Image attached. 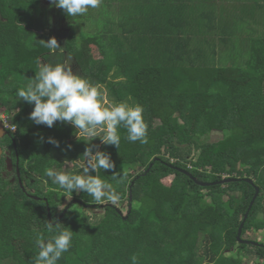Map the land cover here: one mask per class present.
<instances>
[{
    "label": "trees",
    "instance_id": "trees-1",
    "mask_svg": "<svg viewBox=\"0 0 264 264\" xmlns=\"http://www.w3.org/2000/svg\"><path fill=\"white\" fill-rule=\"evenodd\" d=\"M169 1L176 0L163 4ZM245 1L251 4H245L243 15L233 20L227 11L228 23L211 26L206 39L200 33L209 56L201 45L192 52L184 48L185 29L192 28L186 22L166 23L153 14L136 18L141 26L108 19L95 36L78 38L73 18L60 8L42 6L41 0H0V112L15 128L3 138L5 145L0 143L11 162L8 171L0 160V264H33L37 233L51 236L48 222L73 231L72 247L58 264H264V240H257L264 231V0ZM51 13L67 22L66 57L40 41L50 38ZM216 28L220 38L213 41ZM49 58H71L75 73L98 86L103 102L143 107L147 143L128 141L123 128L119 149L99 137L91 142L115 162L114 170L98 175L113 185L120 203L126 202L125 215L84 192H74L58 209L65 193L44 169L81 174L77 159L88 144L77 139L71 124L36 125L29 119L34 105L16 96L34 78L38 61ZM210 132L221 138L212 141ZM49 137L60 146L48 143ZM65 160L71 169H63ZM225 178L235 181L208 187L193 181ZM254 186L259 194L240 238L256 246L236 240ZM249 231L250 240L244 238ZM219 241L222 248L215 251Z\"/></svg>",
    "mask_w": 264,
    "mask_h": 264
},
{
    "label": "clouds",
    "instance_id": "clouds-1",
    "mask_svg": "<svg viewBox=\"0 0 264 264\" xmlns=\"http://www.w3.org/2000/svg\"><path fill=\"white\" fill-rule=\"evenodd\" d=\"M101 3L102 0H50V6L62 9L68 18H73V22L75 18L87 14L89 8L96 9ZM40 41L53 53L61 49L55 37ZM70 60L71 58L63 62L38 61L34 78L26 87L18 88L16 96L19 101L34 105L29 119L36 125L51 128L56 122L71 124L75 128L77 139L83 137L81 141L88 144L77 159L81 162V174H69L46 167L43 175L65 193L67 200L72 199L74 192H84L97 203L107 201L116 205L121 199L120 194L111 183L98 175L101 169L114 170L115 162L110 153L99 150V146L91 142L99 137L102 144L113 145L119 149V129L123 128L126 130L128 141L147 143V124L143 118V107L126 102H103L98 86L89 78L74 73ZM4 130L9 133L5 128ZM47 142L56 147L60 146L59 141L52 137H49ZM3 155L4 150L0 148V156ZM67 161H64L66 166ZM113 179H116L115 175ZM47 230L51 233L50 237L46 238L41 233L36 235L38 253L33 264H58L63 254L69 252L72 247L73 231L69 227L61 228L60 223L48 222ZM132 259L135 262V257Z\"/></svg>",
    "mask_w": 264,
    "mask_h": 264
},
{
    "label": "crops",
    "instance_id": "crops-1",
    "mask_svg": "<svg viewBox=\"0 0 264 264\" xmlns=\"http://www.w3.org/2000/svg\"><path fill=\"white\" fill-rule=\"evenodd\" d=\"M163 2L164 0L110 1L112 5L111 7H112L113 20L123 19L124 23L130 26L131 25L141 26L144 24V22L137 21L136 18L143 15L148 16L153 14V16L155 15L156 17L162 18L161 20L164 19L167 20L166 23H175L177 25V24H185L186 22L187 24H189V26H192V28L186 27L185 29L188 33L186 35L187 45L184 46V48L187 51L192 52V51H197L196 49L198 48L199 45H201L202 49L208 51L209 56H211L213 55L212 51L210 52L209 48L202 41H199L201 40L200 33L202 34V36L204 35L206 39L207 38L206 36L209 35V31L207 29H209L211 26H214V24L217 23L219 24V22L224 24L228 23L226 17L227 11H230V18L234 20L238 16L243 15V12L241 11L244 9L246 3L251 4V2H246L245 0H176L175 2L169 1L165 4H163ZM46 6H49V4ZM167 6H171L170 10H168ZM52 7H53L52 10L54 11L57 9V7L54 6ZM54 15L55 13H51L52 18ZM60 23H63L64 25L60 30L57 31L60 33V37H61V31L66 32L68 34V29H67V22L65 20H62V22ZM51 25L52 26L48 29L49 31H51L49 33L50 38L55 37L54 36L55 33L53 32L54 31L53 20H51ZM160 30L162 29H159V31ZM133 31L135 32L134 29ZM220 31L221 30L216 28L215 32H212V35L210 37L213 41H217L220 38L217 34ZM66 36L63 37L62 42L60 43L61 49L59 50V53L64 54V56L66 55V52L64 51V42L67 38ZM205 39H203V41ZM114 43H115V48L118 49L119 45H117L116 42ZM137 43L138 41H136V43L134 44L136 45ZM130 44H132V42L125 44V46L129 47ZM224 45H223L224 48H222V50L226 51L227 49L226 46ZM138 46L141 47L140 42ZM219 49L220 48L217 46L214 51L218 54ZM179 51L182 52V50ZM49 60L52 61V58H49Z\"/></svg>",
    "mask_w": 264,
    "mask_h": 264
},
{
    "label": "rangeland",
    "instance_id": "rangeland-1",
    "mask_svg": "<svg viewBox=\"0 0 264 264\" xmlns=\"http://www.w3.org/2000/svg\"><path fill=\"white\" fill-rule=\"evenodd\" d=\"M41 3H42V6H46V5L50 4V0L49 1L48 0H41ZM111 6L112 5L110 3V0H102V3H101V5L98 8H96V9L89 8L87 14H85L84 16L75 18V22H73L72 26H73V29H74L76 35L78 36V38H79L80 35L95 36L99 32V29L101 31L102 23L105 20L107 22H108V19L109 20L110 19L113 20L112 7ZM56 17H57V15L55 14L53 16V18H51V20H53V24H54V27H53V30H54L53 32L55 33L54 36H55L56 39H58V43L60 44L62 42L63 37L66 36L67 33L61 31V37H60V33L57 32V31L60 30L64 25H63V23H60V22H62V19H60L61 21H59ZM51 26L52 25H51V21H50V25H49L48 29ZM48 29H47V33H50L51 31H49ZM93 54H94V56L96 58L98 57L97 52L93 51ZM71 67H72L73 72L75 73V69L76 68L72 64H71ZM13 130H15V128ZM13 130H9V133H8L9 136H7L8 139L10 138V134H13ZM220 138H221V134L218 133V132H210L209 133V139H211L212 141H216V140H218ZM1 141L2 142H0V143L2 145H5V142L3 141V139H1ZM3 149H4V146H3ZM5 158L7 159V155H6ZM6 162H7V164L9 163L8 165H9V168L11 169L9 159H7ZM64 168L65 169L66 168L67 169H71L72 168V164L67 163V166L65 164V167H63V169ZM170 180L171 179L168 178L166 182L169 183ZM44 188H45V186H44ZM69 202H70V200L64 199L62 201V205L58 209L61 210ZM116 206L120 209V211H121V213L123 215L126 214L127 207H126V202L125 201L122 202V203L118 202V204H116ZM95 213L97 215H100V214H102V210L101 209H97L95 211ZM263 232L264 231H262V233H259V234L257 233V236H258L257 240L258 241H263L264 240ZM251 234H252V232L249 231L248 233H246L244 238L248 239V240L252 239L250 237ZM221 248H222V242L221 241H219L218 246L213 247V249L215 251H220ZM247 262H248L247 264H249V261H247ZM250 264H253V263H250Z\"/></svg>",
    "mask_w": 264,
    "mask_h": 264
},
{
    "label": "water",
    "instance_id": "water-1",
    "mask_svg": "<svg viewBox=\"0 0 264 264\" xmlns=\"http://www.w3.org/2000/svg\"><path fill=\"white\" fill-rule=\"evenodd\" d=\"M7 136H9V134L4 130V128H3V124H2V122L0 121V139H2V138H4V137H7ZM0 148H1V147H0ZM0 159H1V156H0ZM9 161H10V160H9ZM8 164H9V163H8ZM10 164H11V162H10ZM149 167H150V166H149ZM8 168H9V165H8ZM147 171H148V169H147ZM147 171H146V172H147ZM16 172H17V174H18V170H17V160H16ZM193 181H194L195 184H197L198 186H201V187H208V186H211V185H225V184H229V183L234 182L235 179L225 178V179H222V180H220V181H218V182H215V183H212V184L201 183V182H197V181H195V180H193ZM243 181H244L245 183L251 185V186L253 185V181L250 180V179H243ZM19 183H20V181H19ZM20 186H21V183H20ZM258 194H259V188L256 187V186H254V195H253V197H252V199H251V201H250V203H249V206H248L247 212L244 214V217H243V219H242V221H241V223H240V225H239V227H238V230H237L236 240H237V242L240 243V244L254 245V246L258 245L257 243L250 242V241H245V240H241V238H240L241 230H242V228H243V226H244V222H245V220H246V218H247L248 211L250 210L251 206L254 204L256 198L258 197ZM130 200H131V196L129 195V202H130ZM128 209L130 210V205H129ZM65 211H66V209L62 212V214L60 215L59 218L62 217V215L65 213ZM47 217H48V220H50V212H49V209H48V208H47ZM124 219H126V216H124Z\"/></svg>",
    "mask_w": 264,
    "mask_h": 264
},
{
    "label": "built area",
    "instance_id": "built-area-1",
    "mask_svg": "<svg viewBox=\"0 0 264 264\" xmlns=\"http://www.w3.org/2000/svg\"><path fill=\"white\" fill-rule=\"evenodd\" d=\"M0 120H3L1 122L3 124V127L6 130H8V131L9 130H13V127L10 125L9 119H8V117L5 114H3V113L0 114ZM13 132H14V130H13Z\"/></svg>",
    "mask_w": 264,
    "mask_h": 264
},
{
    "label": "flooded vegetation",
    "instance_id": "flooded-vegetation-1",
    "mask_svg": "<svg viewBox=\"0 0 264 264\" xmlns=\"http://www.w3.org/2000/svg\"><path fill=\"white\" fill-rule=\"evenodd\" d=\"M5 138V137H4ZM8 138V137H7ZM3 139V138H2ZM1 140V139H0ZM1 147V146H0ZM1 148H3V147H1ZM4 150V155L3 156H1V159L3 158L4 159V162H6V160L7 159H9V158H5L6 157V155H7V153H6V150L5 149H3ZM8 156V155H7ZM0 159V160H1ZM10 160V159H9ZM16 163V162H15ZM6 165H7V168H6V170H8V171H10L11 169L10 168H8V164H7V162H6ZM10 167H11V164H10ZM15 171H16V167H15ZM16 178H17V181L19 182V174H17V172H16ZM28 197H30V198H35V197H31V196H29V195H27ZM36 200H38V199H36ZM43 201H44V199H42ZM45 202V201H44Z\"/></svg>",
    "mask_w": 264,
    "mask_h": 264
}]
</instances>
